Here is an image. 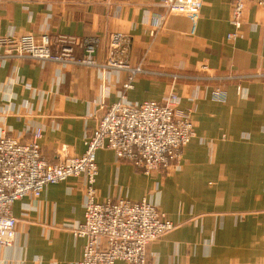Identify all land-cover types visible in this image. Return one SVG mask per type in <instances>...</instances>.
Wrapping results in <instances>:
<instances>
[{"label":"crops","instance_id":"crops-1","mask_svg":"<svg viewBox=\"0 0 264 264\" xmlns=\"http://www.w3.org/2000/svg\"><path fill=\"white\" fill-rule=\"evenodd\" d=\"M161 1L0 0V36L47 34L53 51L63 36L96 38L94 57L103 63L110 37L122 33L129 45L116 57L144 70L125 90L128 71L117 67L3 61L0 138L27 142L41 128L42 152L56 163L85 152L104 106L163 101L175 92L195 129L179 162L145 174L113 150L99 149L97 199L146 198L176 225L149 244L150 264H264V76L225 79L264 74V7L250 0L240 36L230 40L237 31L233 0H203L193 34L184 16L156 29ZM74 48L84 54L79 44ZM215 87L227 91L226 102L211 98ZM86 186L84 174L71 176L38 197L16 200V234L0 248V264H79L86 239L71 229L84 220Z\"/></svg>","mask_w":264,"mask_h":264},{"label":"built area","instance_id":"built-area-1","mask_svg":"<svg viewBox=\"0 0 264 264\" xmlns=\"http://www.w3.org/2000/svg\"><path fill=\"white\" fill-rule=\"evenodd\" d=\"M250 0H233L231 23L237 31L227 38L240 36L238 30L244 20ZM264 7V0H254ZM203 0H162V11L155 15L156 29L164 28L172 16H184L191 21V33H195ZM155 30L153 31V34ZM58 51H53V39L47 35L37 37L33 33L19 36H0V63L10 59H33L61 64L117 67L128 71L125 90L133 87L135 77L143 73L140 66L131 67L123 59L129 38L122 33L110 37L107 60L99 63L94 57L98 39L63 36ZM79 44L83 55H76L74 45ZM204 68V67H203ZM205 69V68H204ZM174 79L180 75L172 74ZM264 76L228 74L227 80H241ZM241 90V85L237 86ZM227 91L221 87L212 89L211 98L226 102ZM180 98L172 92L163 101L146 100L130 103L124 99L104 106L96 128L86 138L85 152L80 156H65L56 163L43 154L40 140L41 128L35 130L31 140L3 136L0 138V248L12 243L16 234V218L12 205L26 195L40 196L47 185L84 174L87 178L84 220L72 227L75 236L86 239L79 264H115L124 260L129 264H150L147 249L151 242L175 228L159 207L143 198L138 202L125 199L99 201L95 187L98 176L97 151L113 150L120 159L127 160L145 174L154 170H169L182 157L183 150L195 137L191 112L181 110Z\"/></svg>","mask_w":264,"mask_h":264}]
</instances>
